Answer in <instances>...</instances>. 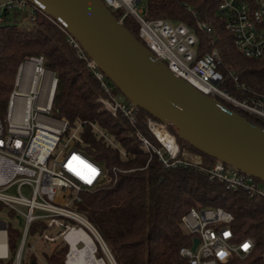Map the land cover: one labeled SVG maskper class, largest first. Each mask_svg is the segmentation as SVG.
Listing matches in <instances>:
<instances>
[{
  "label": "trees",
  "instance_id": "obj_1",
  "mask_svg": "<svg viewBox=\"0 0 264 264\" xmlns=\"http://www.w3.org/2000/svg\"><path fill=\"white\" fill-rule=\"evenodd\" d=\"M217 5L218 0H148L145 17L183 22L196 29L202 43L201 54L213 48L219 51L220 69L227 76L226 87L234 96L244 99L253 93L236 90L229 72L251 91L264 95V59L246 58L236 48L233 35L217 15ZM11 13L14 15L10 16ZM121 14L114 13L116 18ZM20 15L25 17L16 10L4 9L0 14V117L6 115L20 65L30 57L43 56L45 65L58 79L53 114L69 123V131L83 125L80 131L83 143L79 147L106 171L102 185L83 191L80 201L71 207L95 227L116 264H189L180 251L192 246L194 236L186 231L182 218L192 208L209 207L230 211L235 217L233 229L237 240L251 238L255 242L249 256L244 259L235 256L224 264H264V201L257 202L244 191H229L218 180H212L206 170L216 160L181 140L171 128L182 151L202 156V166L183 163L166 168L157 154L145 153L139 133L157 149L162 148L148 128L149 119L157 120L139 109L137 123L133 125L122 114L113 117L102 109L97 101L108 95L88 66V56L85 53L81 56L69 36L45 16L38 14L35 21L23 22ZM199 22L207 23L212 33L198 31ZM124 26L140 40L139 27L131 17L126 18ZM105 80L116 95L123 96L107 77ZM221 102L264 128L263 121ZM94 126L108 133L116 146ZM180 159L185 162L187 158L181 155ZM4 206L0 202V209ZM46 227L42 221L35 222L30 229L31 237L35 238ZM8 233L10 258L0 264L13 263L22 237L19 229L8 227ZM55 244L53 250L40 252L44 262H39L38 255L32 253L24 264H67L69 244L62 239ZM97 248V258L108 264L106 255Z\"/></svg>",
  "mask_w": 264,
  "mask_h": 264
},
{
  "label": "built area",
  "instance_id": "obj_2",
  "mask_svg": "<svg viewBox=\"0 0 264 264\" xmlns=\"http://www.w3.org/2000/svg\"><path fill=\"white\" fill-rule=\"evenodd\" d=\"M101 1L113 14L122 12L117 18L119 23L124 25L126 18L131 17L139 27L140 41L176 76L204 94L227 101L264 122V95L251 91L240 83L238 76L229 72L236 90L253 93L250 98L244 99L234 96L226 87L228 78L220 69L222 58L219 51L213 48L201 54L202 43L196 29L183 22L146 19L147 6L142 5L144 0ZM0 8L23 12L24 18L31 22L36 20L38 14L45 16L69 36L70 43L84 56L78 42L62 25L28 1H3ZM217 15L225 22L227 30L234 37L236 48L243 56L264 59V0H218ZM197 30L205 34L212 33V28L204 22L198 23ZM88 66L108 95V98L101 97L97 102L113 117L122 114L131 124H136L139 109L122 95L114 93L105 80V74L92 60L88 61ZM57 84L55 72L45 65L43 56L26 59L18 69L5 118L0 117V202L25 220L12 264H24L32 253L38 255L36 247L41 242L56 243L62 239L69 244L71 254L72 243L68 236L78 229L92 234L88 226L98 234L100 240L95 238L97 247L103 251L101 243L106 245L95 227L83 215L70 209L75 202L80 201V192L94 190L102 185L106 171L103 165L80 149L79 144L83 143L80 135L82 124L69 131L68 122L49 117L53 112ZM94 127L110 144L116 146L108 133ZM148 128L162 148L157 149L139 133L137 136L141 149L145 153L157 154L166 168L183 163L203 165L202 156L181 150L176 136L165 124L149 119ZM181 155L187 158L185 162L180 159ZM91 169H95V175H91ZM206 171L212 180H218L227 190L244 191L251 199L264 201V183L250 174L218 160ZM24 188L31 190V197L23 193ZM13 189L17 192L10 194L9 191ZM59 195L61 200H58ZM38 221L44 222L47 227L31 244L28 241L30 229ZM234 221V215L222 207L192 208L182 218V224L199 243L194 251L193 244L182 248L181 255L188 258L189 264H224L235 256L246 258L254 250L255 242L251 238L237 240ZM0 231L5 232V247L0 254V261L8 260V224L2 220ZM79 244L84 246L81 240L75 242L74 246L78 248ZM245 244L249 245L247 249L243 247Z\"/></svg>",
  "mask_w": 264,
  "mask_h": 264
},
{
  "label": "water",
  "instance_id": "obj_3",
  "mask_svg": "<svg viewBox=\"0 0 264 264\" xmlns=\"http://www.w3.org/2000/svg\"><path fill=\"white\" fill-rule=\"evenodd\" d=\"M26 1L62 25L138 109L173 129L201 153L264 183V128L176 76L119 23L103 1ZM198 243L194 239L192 251ZM69 256L70 252L67 264Z\"/></svg>",
  "mask_w": 264,
  "mask_h": 264
},
{
  "label": "bare ground",
  "instance_id": "obj_4",
  "mask_svg": "<svg viewBox=\"0 0 264 264\" xmlns=\"http://www.w3.org/2000/svg\"><path fill=\"white\" fill-rule=\"evenodd\" d=\"M58 200H61V195L58 196ZM88 227L91 230L92 236L84 229L75 230L71 232V234L68 236V239L72 243V245H74L75 242L80 240L84 242L83 248L73 249L72 253L69 256V260H68L69 264H106L104 259H99L94 255L97 250V246H96L97 244L95 242V238L99 239V237L93 228H91L90 226ZM4 239H5V232L0 231V254H2L3 248L5 247ZM101 244L103 246V251L105 252V255L108 257L109 261L110 262L112 261L115 264L112 256L110 255L105 245L103 243Z\"/></svg>",
  "mask_w": 264,
  "mask_h": 264
},
{
  "label": "rangeland",
  "instance_id": "obj_5",
  "mask_svg": "<svg viewBox=\"0 0 264 264\" xmlns=\"http://www.w3.org/2000/svg\"><path fill=\"white\" fill-rule=\"evenodd\" d=\"M7 2H10V1H12V0H6ZM147 2H148V0H144V2H143V6H145V5H147ZM3 11H4V9L3 8H0V14L1 13H3ZM14 15V13H11V15L10 16H13ZM20 19L23 21V22H28L23 16H21L20 15ZM48 79H49V77H48ZM225 102H227V101H225ZM227 103H229V102H227ZM229 104H231V103H229ZM231 105H233V104H231ZM234 106V105H233ZM235 107V106H234ZM101 108L103 109L104 107L103 106H101ZM238 108V107H237ZM49 117H51V118H53V119H56V117H55V115L53 114V112L51 113V114H49ZM1 118H5V116L4 117H1ZM66 138V137H65ZM17 191L16 190H10L9 191V193L10 194H15ZM83 192V191H82ZM82 192H80V194H79V196H81V193ZM23 193L26 195V196H28V197H31V190L29 189V188H24L23 189ZM70 209H72L73 210V208L72 207H70ZM0 220H2L4 223H6V224H8V227H10V228H12V229H19V230H21V232H23V230H24V226H25V220H24V218L22 217V216H20V215H18V214H14V213H12V211L8 208V207H2L1 209H0ZM76 226H79L78 224H76ZM89 233V232H88ZM90 234V233H89ZM91 236H92V234H91ZM28 241H29V243H31V244H34L35 242H36V239L35 238H33V237H29V239H28ZM96 242V241H95ZM43 242H41V245L39 246V245H37V254H38V259H39V262H44L45 260H44V257H43V255H41L42 253H40L41 251H51V250H53L54 248H55V246H56V244L55 243H49V245H47V243H43ZM84 246L82 245V244H79L78 245V248L79 249H81V248H83ZM105 254V253H104ZM110 258V257H109ZM106 261H108V264H110V261H109V259H108V257L106 256ZM111 263L112 264H114L112 261H111Z\"/></svg>",
  "mask_w": 264,
  "mask_h": 264
},
{
  "label": "snow or ice",
  "instance_id": "obj_6",
  "mask_svg": "<svg viewBox=\"0 0 264 264\" xmlns=\"http://www.w3.org/2000/svg\"><path fill=\"white\" fill-rule=\"evenodd\" d=\"M90 173H91V175H95V169H91V170H90ZM89 182H91L90 177H89ZM243 247H244L245 249H247V248L249 247V245H248V244H245V245H243ZM219 255L223 256L224 253H219Z\"/></svg>",
  "mask_w": 264,
  "mask_h": 264
},
{
  "label": "crops",
  "instance_id": "obj_7",
  "mask_svg": "<svg viewBox=\"0 0 264 264\" xmlns=\"http://www.w3.org/2000/svg\"><path fill=\"white\" fill-rule=\"evenodd\" d=\"M3 1H6V0H0V3L3 2Z\"/></svg>",
  "mask_w": 264,
  "mask_h": 264
}]
</instances>
